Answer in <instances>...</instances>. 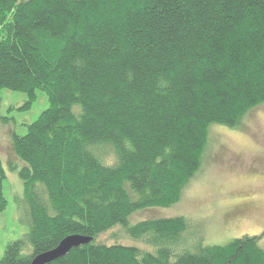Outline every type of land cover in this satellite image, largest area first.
Returning a JSON list of instances; mask_svg holds the SVG:
<instances>
[{
    "label": "trees",
    "instance_id": "1",
    "mask_svg": "<svg viewBox=\"0 0 264 264\" xmlns=\"http://www.w3.org/2000/svg\"><path fill=\"white\" fill-rule=\"evenodd\" d=\"M2 89L48 107L12 133L29 229L0 264L72 234L91 241L49 264H264L260 236L203 245L183 216L131 224L180 200L211 126L264 103V0H0ZM3 178L0 161V211ZM114 227L132 243L98 240Z\"/></svg>",
    "mask_w": 264,
    "mask_h": 264
},
{
    "label": "rangeland",
    "instance_id": "2",
    "mask_svg": "<svg viewBox=\"0 0 264 264\" xmlns=\"http://www.w3.org/2000/svg\"><path fill=\"white\" fill-rule=\"evenodd\" d=\"M25 100L22 92L0 90V114L9 118L6 123L0 120L2 185L7 201L5 209L0 211V259L8 243L18 239L25 242L29 229L18 175L22 162L12 151V133L25 134V125L48 107V99L44 91L37 90L28 108ZM248 198L255 202L258 213L236 222L225 217L229 210L226 207ZM176 216L189 221L191 233L197 229L203 233V245H224L248 235L260 236L259 246L264 249V103L249 111L238 128L211 126L200 167L184 187L180 200L169 207L136 211L131 224ZM98 240L106 244L132 243L119 227L101 234ZM25 248L23 244L22 249Z\"/></svg>",
    "mask_w": 264,
    "mask_h": 264
},
{
    "label": "water",
    "instance_id": "3",
    "mask_svg": "<svg viewBox=\"0 0 264 264\" xmlns=\"http://www.w3.org/2000/svg\"><path fill=\"white\" fill-rule=\"evenodd\" d=\"M90 241L91 238L80 234L68 235L64 237L54 248L34 256L30 264H49L65 256L70 249L86 244Z\"/></svg>",
    "mask_w": 264,
    "mask_h": 264
},
{
    "label": "flooded vegetation",
    "instance_id": "4",
    "mask_svg": "<svg viewBox=\"0 0 264 264\" xmlns=\"http://www.w3.org/2000/svg\"><path fill=\"white\" fill-rule=\"evenodd\" d=\"M241 164V163H240ZM263 164V163H262ZM244 165V163H243ZM238 166V165H236ZM250 198V197H249ZM248 200H244L241 202H239V200H237V202L234 204H230V206L226 207L225 209H229L228 212H226L224 215L226 218H229L230 221H234L236 222L239 220H243L245 218H249L250 216L255 215L256 213L259 212V209L257 207V205L255 204V202L251 199Z\"/></svg>",
    "mask_w": 264,
    "mask_h": 264
}]
</instances>
